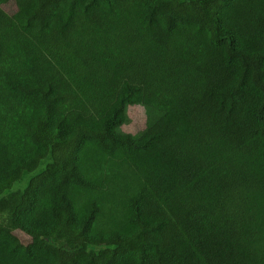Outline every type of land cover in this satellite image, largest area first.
Returning <instances> with one entry per match:
<instances>
[{"label": "trees", "instance_id": "1", "mask_svg": "<svg viewBox=\"0 0 264 264\" xmlns=\"http://www.w3.org/2000/svg\"><path fill=\"white\" fill-rule=\"evenodd\" d=\"M0 215V264H264V0H0Z\"/></svg>", "mask_w": 264, "mask_h": 264}, {"label": "rangeland", "instance_id": "2", "mask_svg": "<svg viewBox=\"0 0 264 264\" xmlns=\"http://www.w3.org/2000/svg\"><path fill=\"white\" fill-rule=\"evenodd\" d=\"M7 9L10 11H13L14 7L13 5H9ZM94 63L95 62H91L90 64H94ZM129 64H130V60L128 58L119 56L116 58L109 59L104 64H102L100 67L94 65V68L97 70L99 74L107 76V75L113 74L117 70L118 67H121V71L118 75L119 77L118 79H121L122 75L126 73L129 67ZM129 115L131 117V122L129 125H126L124 127L125 132L135 134L145 127L146 117H145L144 109L142 107L131 108L129 111ZM37 173L38 171L31 173V174H27L21 181L17 182L13 186L12 191L24 190L27 187L29 181ZM1 218L2 217L0 215V221H1ZM22 240L25 244H29L28 239H22Z\"/></svg>", "mask_w": 264, "mask_h": 264}]
</instances>
